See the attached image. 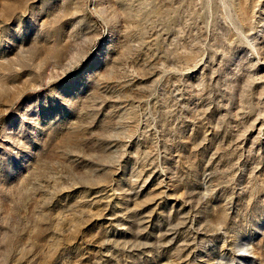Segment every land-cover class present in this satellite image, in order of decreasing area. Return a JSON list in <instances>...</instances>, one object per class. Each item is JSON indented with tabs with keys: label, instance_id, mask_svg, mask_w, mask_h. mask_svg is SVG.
<instances>
[{
	"label": "rangeland",
	"instance_id": "rangeland-1",
	"mask_svg": "<svg viewBox=\"0 0 264 264\" xmlns=\"http://www.w3.org/2000/svg\"><path fill=\"white\" fill-rule=\"evenodd\" d=\"M0 264H264V0H0Z\"/></svg>",
	"mask_w": 264,
	"mask_h": 264
}]
</instances>
